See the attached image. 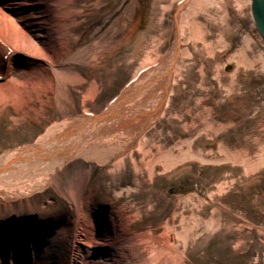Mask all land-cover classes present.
Segmentation results:
<instances>
[{
	"label": "bare ground",
	"instance_id": "obj_1",
	"mask_svg": "<svg viewBox=\"0 0 264 264\" xmlns=\"http://www.w3.org/2000/svg\"><path fill=\"white\" fill-rule=\"evenodd\" d=\"M78 1L0 0L1 117L10 110L24 116V110L32 111L36 106L40 113L51 106L67 114L71 105L69 90L87 87L81 93L84 107L96 99L103 80H110L120 70V60L112 58L110 64L107 56L117 51L119 41L108 46L107 36L104 35L76 49L79 38L75 31L85 23V20L78 19L85 17L88 7L86 0H82V6L77 8ZM172 1V4L177 3V10L173 14L174 45L168 58L159 65L148 61L147 66L151 65L149 69H145L146 64L143 65L102 115L93 117L85 113L79 117H68L49 127L33 145L5 151L0 156V198L19 201L55 185L68 204L67 209L60 213L54 209L47 212V217H43L44 212L37 213V217L30 212L22 213L19 207L10 214H2L0 264H185L187 255L193 251L191 244L199 247L202 237H208L218 228V211L214 210L205 219V201L195 194L180 196L178 203L183 205H175L170 216L162 221L161 235L156 237L157 228L153 227L145 228L140 234H131L128 230L136 219L140 221L156 213L155 203L158 200L150 192L154 191L156 179L170 178L171 181L174 175L178 176L181 168L190 163L224 164L232 172H228L209 194L213 200L243 179L250 180L263 171V121L256 128L259 133L257 130L246 131L237 146L229 147L224 141L218 144L217 152L212 153L200 145L203 136L212 135L215 140L219 135L243 126L239 124L237 127L234 119L223 123L207 119L213 110L204 103L214 91L212 87L205 91V97L195 100V106L205 107L204 112H197L194 115L196 122L192 117V122L185 125L186 133L200 128L192 138L178 140L170 147L160 143L147 150L139 143L138 149L131 146L140 133L144 134L146 127H153L163 118L171 105L174 85L188 80L187 75L193 65L189 68L186 63L194 59L195 53L214 64L215 55L222 54L219 51L229 52V23L233 19L230 12L238 21L247 13L264 48V37L257 26L252 0ZM98 4V9L105 7ZM161 10L165 11L164 8ZM212 29L215 31L214 38ZM153 39V43L158 42L154 36ZM251 45V39L245 37L239 51L227 56L224 63L217 64L213 69L214 81L223 89L222 103H232L243 95L238 83L240 75L252 72L264 75V51L253 56ZM229 65H234L235 69L232 74L226 75ZM76 66H86L96 72L101 69L104 73L87 81L77 72ZM197 72L203 80H207L204 66ZM259 112L255 109L253 118H257L255 115ZM186 113L189 114V111ZM248 114L243 112V115ZM120 130L127 135L120 136ZM129 134L132 136L129 137ZM136 154L142 157L134 158ZM76 158L108 166L106 173L112 178L110 185L120 187V198L128 197L136 202L143 197L146 199L144 202L152 200L153 203L150 206L147 204L148 209L144 211L133 203L130 210L123 208L117 219L110 213L115 209L105 204L86 209L87 172L76 175L69 191L64 190L60 180V172ZM127 161L134 181L127 183L126 179L124 188L119 178L126 171ZM235 171H240V177L234 174ZM187 204L193 207L190 211ZM176 206H182L181 213L176 212Z\"/></svg>",
	"mask_w": 264,
	"mask_h": 264
},
{
	"label": "rangeland",
	"instance_id": "obj_2",
	"mask_svg": "<svg viewBox=\"0 0 264 264\" xmlns=\"http://www.w3.org/2000/svg\"><path fill=\"white\" fill-rule=\"evenodd\" d=\"M97 2H99L98 6L105 5V7L103 9L96 8ZM85 3L88 5L86 15L84 18L78 19L79 21L85 20V23L75 31L79 38L75 44L76 49L82 48L87 42L90 44L96 39L103 38L104 35L107 36L108 46L119 41L120 47L116 49L117 51H112L107 56L110 64L112 58L120 60V70L115 76H111L110 80H103L96 99L84 107L81 104V93L87 87L69 90L71 105L70 109L66 111L67 114L58 112L51 106L45 107L42 113L38 106H34L35 109L32 111L24 110V116L11 110L4 113L2 117L0 116V156L5 151L10 152L33 145L36 139L42 137L49 127L54 123L63 122L68 117H79L85 113L93 117L102 115L107 106L127 88L132 77L143 65L147 66L148 61L154 62L153 65H159L170 56L174 45L175 20L173 14H176L177 3L172 4V0H86ZM82 4V0H79L76 7L79 8ZM163 8L165 11L161 10ZM230 15L233 19L229 23L231 33L229 42L227 41L230 46L229 52L219 51L222 54L215 55L214 64L195 53L194 59L186 63L189 68L193 65L190 74L187 75L188 80L178 81L174 85L170 98L171 105L163 118L155 125L153 124V127L149 129L146 127L144 134L138 135L139 137L131 145L132 147L138 149V143L141 148L146 150L157 143L170 147L178 140H185L196 135L200 128L186 133L185 125H189L193 118L196 122L194 115L197 112H204L205 107H197L195 103L200 97H205L203 96L206 95L205 91L211 87L214 91L210 96L207 95L204 103L206 107L213 110L207 119L209 121L217 120L215 122L219 123L234 119L237 127L239 124L243 126L241 129L238 127L229 133L219 135L215 140L212 139V135L203 136L200 145L208 152H217L218 144H222L221 142L224 141L229 147L237 146L246 131H256V128L264 122V75L253 72L240 75L238 83L243 95L232 103L221 102L224 101L221 98L223 89L213 78L215 66L224 63L227 56L237 53L242 47L245 37L250 38L253 42L251 45L253 56L254 53L258 55L264 51L247 13L245 12L244 18H241L240 21L235 19V14L232 12ZM133 30L135 31L131 33ZM212 33L214 34L215 31L213 30ZM153 36L158 42L153 43ZM202 66L206 69L207 80H203L197 72ZM150 67L151 65L145 69ZM75 69L87 81L104 73L101 69L98 72L90 71L86 66H76ZM234 69V65H229L225 74H232ZM255 109L260 110L259 114L255 115L257 118H253ZM186 111H189V114ZM243 112H248L249 116L243 115ZM198 122L200 123L201 120ZM256 132L259 133L258 130ZM126 135L127 133L120 130V136L125 137ZM141 157L136 154L134 158L140 159ZM128 164L127 161L126 171L119 178L124 188L127 185L125 184L126 179L127 183L134 181ZM107 170L108 166L105 164L100 165L95 161L76 158L60 172V180L64 190L69 191L76 180V175L87 172L89 185L84 196L85 208L94 209L100 204H105L115 209L116 215L111 210L110 213L116 219L121 215L120 212L123 208L130 210L133 203H136L137 208L142 211L148 209L147 204L150 206V203H153L152 200L149 203L144 202L146 199H142L143 197H140L136 202L131 201L128 197L120 198L118 196L121 192L120 187L110 185L112 178L106 173ZM178 172V176L174 175L171 181L170 178L156 179L154 191H150L154 195L152 197L159 202L158 204L156 200V213L154 215L151 213L149 217H144L140 221L136 219L137 221L130 226L128 231L131 234H140L145 228L153 227L157 228L158 231L154 232L158 237L161 235L160 224L162 221L170 216L175 205H183L178 203V197L195 194L205 201L206 206L203 207L205 219L210 217L214 210L218 211L216 217L219 225L213 234L202 237L199 247L191 244L190 248H193V251L187 255L185 264H264V169L250 180L243 179L241 183L228 188L224 195H216L213 200L209 198V194L224 180L228 172H232L229 167L224 164L212 166L190 163ZM234 174L240 177V171H235ZM150 196L151 194H149ZM64 199L65 196L59 192L55 185H51L31 197H22L19 201L0 198L2 205L0 206V218L2 214H10L19 208L22 209V213L30 212L34 217L39 216L38 214L42 212H44L43 217H47V212H52L53 209L58 213L67 209L68 204ZM187 208L190 211L193 207L187 204ZM181 209L182 206H176L175 210L181 213ZM103 213L105 214V212ZM202 230L205 231L204 227Z\"/></svg>",
	"mask_w": 264,
	"mask_h": 264
},
{
	"label": "water",
	"instance_id": "obj_3",
	"mask_svg": "<svg viewBox=\"0 0 264 264\" xmlns=\"http://www.w3.org/2000/svg\"><path fill=\"white\" fill-rule=\"evenodd\" d=\"M253 12L259 32L264 37V0H252Z\"/></svg>",
	"mask_w": 264,
	"mask_h": 264
}]
</instances>
